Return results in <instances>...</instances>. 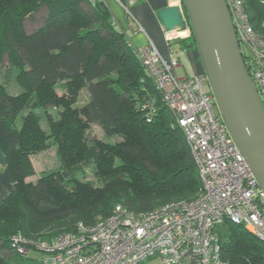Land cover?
<instances>
[{
  "label": "trees",
  "instance_id": "1",
  "mask_svg": "<svg viewBox=\"0 0 264 264\" xmlns=\"http://www.w3.org/2000/svg\"><path fill=\"white\" fill-rule=\"evenodd\" d=\"M245 1L264 36V0ZM43 6L44 23L28 33L25 19ZM191 31L169 45L198 49ZM6 59L23 89L13 94L0 82V147L14 181L0 204V251H10L0 252V264L28 257L13 235L37 250L40 238L91 225L118 203L138 211L199 196L202 181L184 133L104 0H0V63ZM83 89L89 100L79 105ZM93 123L115 140L90 136ZM51 147L60 166L27 181L35 172L31 155ZM89 164L97 182L85 177ZM220 231L230 264H264V242L243 225Z\"/></svg>",
  "mask_w": 264,
  "mask_h": 264
},
{
  "label": "built area",
  "instance_id": "2",
  "mask_svg": "<svg viewBox=\"0 0 264 264\" xmlns=\"http://www.w3.org/2000/svg\"><path fill=\"white\" fill-rule=\"evenodd\" d=\"M144 30L125 0H116ZM249 74L264 106V36L250 20L245 0H226ZM167 40L179 35L167 34ZM138 55L182 129L197 165L202 191L192 200L170 201L134 211L123 204L91 225L38 240L45 264H141L160 257L163 264H230L223 256L220 226L243 225L264 242V190L230 134L207 76L181 79L176 56L165 57L150 40ZM145 107V106H144ZM155 111L151 108L150 112ZM28 254L30 241L11 237Z\"/></svg>",
  "mask_w": 264,
  "mask_h": 264
},
{
  "label": "water",
  "instance_id": "3",
  "mask_svg": "<svg viewBox=\"0 0 264 264\" xmlns=\"http://www.w3.org/2000/svg\"><path fill=\"white\" fill-rule=\"evenodd\" d=\"M157 11L167 34L190 23L217 106L264 190V106L226 0H183ZM188 20V21H187Z\"/></svg>",
  "mask_w": 264,
  "mask_h": 264
},
{
  "label": "crops",
  "instance_id": "4",
  "mask_svg": "<svg viewBox=\"0 0 264 264\" xmlns=\"http://www.w3.org/2000/svg\"><path fill=\"white\" fill-rule=\"evenodd\" d=\"M114 14L119 26L127 33L130 42L135 48L145 46L152 40L165 57L176 56L180 63L179 52H175L167 40V32L161 23L157 11L163 7L180 4L181 0H125L130 7L134 17L142 24L144 30L137 27L136 20L130 17L116 0H104ZM181 5V4H180ZM190 29L185 36L188 37ZM177 40V39H176ZM175 41V39L173 40ZM192 66L190 71H184L183 75H177L181 79H187L194 75L206 76V70L199 49L184 50ZM208 81V79H206ZM211 91V90H210ZM14 188L12 174L8 167L5 154L0 147V204Z\"/></svg>",
  "mask_w": 264,
  "mask_h": 264
},
{
  "label": "rangeland",
  "instance_id": "5",
  "mask_svg": "<svg viewBox=\"0 0 264 264\" xmlns=\"http://www.w3.org/2000/svg\"><path fill=\"white\" fill-rule=\"evenodd\" d=\"M180 4L183 8V11L185 12L183 0H181ZM84 6L86 9L89 8L88 4H84ZM46 15H47V8L46 6H43L32 17L26 18L24 21L25 31H27L28 33H31L37 28H39L44 23ZM262 24L264 26V18L262 20ZM188 28L190 29V34H191L192 28L190 26H188ZM172 47H173V50H175V52L176 51L179 52L178 56L180 58V63H179L180 67L178 69V74L183 75L184 71L189 72L190 66H192V64L190 60L188 59L186 52L182 50L180 45L176 42H172ZM16 73H17L16 66L12 64L11 62H9L8 59L0 63V82H4L7 85L8 90L13 94L18 93L23 89L22 86L19 85L18 82L16 81ZM203 89L204 91L211 90L209 81H205ZM88 100H89V93L86 89H83L79 96L78 103L79 105H82L86 103ZM41 123L45 128H47V123L45 119L41 120ZM90 136L101 138L103 140H110V141L115 140V137L108 136L98 123L91 124ZM31 160H32L35 172L34 174L28 176L26 180L32 181V182L36 181L39 177H41L43 172L49 171V170H55L61 164L56 154L55 147H51V148H48L47 150L31 155ZM85 177L87 179L97 182L96 176L94 173V168L91 164L87 165L85 169ZM230 224L231 223L228 222V223L221 225L220 230H222L224 234H228L230 231ZM40 240H43V239L40 238ZM0 252L2 255H5V256L10 255L9 254L10 251L7 249L5 250L3 249ZM10 262L12 264H45L42 254L38 250H35V249H31L28 253V257L26 258H23L21 256L11 257ZM141 264H163V261L160 257H153V258H149L145 260Z\"/></svg>",
  "mask_w": 264,
  "mask_h": 264
},
{
  "label": "bare ground",
  "instance_id": "6",
  "mask_svg": "<svg viewBox=\"0 0 264 264\" xmlns=\"http://www.w3.org/2000/svg\"><path fill=\"white\" fill-rule=\"evenodd\" d=\"M188 33V29H186V30H181V31H176V32H174L173 34H175V35H180V36H185L186 34ZM185 137V136H184ZM186 140V139H185ZM187 142V141H186ZM190 148V147H189ZM191 151V150H190ZM192 155V154H191ZM244 155V154H243ZM197 166V165H196ZM198 169V168H197ZM118 204H122V203H118ZM118 204H116V205H118ZM115 205V206H116ZM123 205H125V204H123ZM114 206V207H115ZM126 206V205H125ZM129 208V207H128ZM114 209V208H113ZM132 210V209H131ZM113 211V210H112ZM135 211V210H134ZM138 211H141V210H138ZM112 213V212H111ZM109 216V215H108ZM107 217V216H106ZM105 218V217H104Z\"/></svg>",
  "mask_w": 264,
  "mask_h": 264
}]
</instances>
